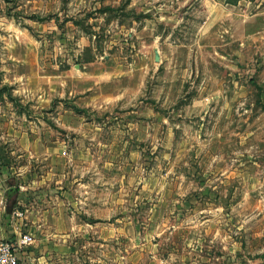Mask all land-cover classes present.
Listing matches in <instances>:
<instances>
[{
    "label": "rangeland",
    "instance_id": "rangeland-1",
    "mask_svg": "<svg viewBox=\"0 0 264 264\" xmlns=\"http://www.w3.org/2000/svg\"><path fill=\"white\" fill-rule=\"evenodd\" d=\"M206 1L0 0L9 124L84 149L62 171L8 158L26 182L50 172L64 178L52 191L84 198L72 205L90 225L73 238L74 264H264V38L243 36L239 15L209 28ZM92 60L133 73L129 92L124 77L113 84L123 101L36 106L35 67ZM56 106L81 126L58 124Z\"/></svg>",
    "mask_w": 264,
    "mask_h": 264
},
{
    "label": "crops",
    "instance_id": "crops-1",
    "mask_svg": "<svg viewBox=\"0 0 264 264\" xmlns=\"http://www.w3.org/2000/svg\"><path fill=\"white\" fill-rule=\"evenodd\" d=\"M207 5L208 15L204 23L208 27H214L223 20H229L235 16H241L240 22L243 28L242 35L250 37L258 34L264 38V3L253 4L250 0H239L237 3H228L225 0H209ZM256 7V11L252 9ZM240 11V12H238ZM243 17V18H242ZM258 22L257 30H248L249 21ZM253 21V22H254ZM229 25L228 22L225 23ZM232 29V28H231ZM230 29L229 35L233 36ZM228 36V35H226ZM85 43H83V46ZM82 46V45H81ZM37 75L36 90L38 91L39 104L43 106L50 101L52 96L73 97L70 103L76 106H105L104 103L123 101L121 92H129L132 88L133 73L130 70L117 72L113 68H107L98 60L72 64L64 69L46 70L43 66L35 67ZM136 72V71H135ZM26 78V75L24 76ZM23 77V78H24ZM124 77L125 85L122 90L115 93V81ZM31 80V75H27ZM36 82V81H35ZM114 84V85H113ZM74 107V106H73ZM56 106V122L67 131L81 126L82 118L77 116L72 107L63 108ZM10 117L3 106L0 108V239L16 240L17 232L11 225L10 208L18 206L24 211L27 228L34 236V241L21 248L18 256L23 264H74L71 260L76 248L75 235L83 234V229L88 230L89 222L85 218H79L78 213H84L73 209V203L84 202V198L77 199L71 193L58 194L52 191V186L63 182L64 178L55 179L52 184L49 178L50 172L43 175L34 173L32 182H26L23 166L13 167L8 163L9 154L15 155L13 159L20 158L29 153L33 155L37 165L43 160L50 162V169L62 171V165L71 163L73 154L84 153L82 147L69 148L63 141L55 138L48 131L27 132L26 130L11 127ZM81 134L89 132L81 128ZM51 174L54 175L52 172ZM63 176V174H62ZM17 187L13 197L9 196V187ZM26 188H29L26 191ZM82 193V197H84ZM76 199V200H75ZM75 200V201H74ZM26 203V208L23 204ZM73 205V206H72ZM84 206L81 205V208ZM86 217V216H84Z\"/></svg>",
    "mask_w": 264,
    "mask_h": 264
},
{
    "label": "built area",
    "instance_id": "built-area-1",
    "mask_svg": "<svg viewBox=\"0 0 264 264\" xmlns=\"http://www.w3.org/2000/svg\"><path fill=\"white\" fill-rule=\"evenodd\" d=\"M11 225L17 232V238L14 241L0 239V264H23L18 251L34 241L33 234L26 230L24 211L19 208L11 210Z\"/></svg>",
    "mask_w": 264,
    "mask_h": 264
},
{
    "label": "water",
    "instance_id": "water-1",
    "mask_svg": "<svg viewBox=\"0 0 264 264\" xmlns=\"http://www.w3.org/2000/svg\"><path fill=\"white\" fill-rule=\"evenodd\" d=\"M154 59H155V61L159 60V53H158L157 50H155ZM14 191H16V189L14 187H12V188L7 190V193H8L9 196H11Z\"/></svg>",
    "mask_w": 264,
    "mask_h": 264
},
{
    "label": "trees",
    "instance_id": "trees-1",
    "mask_svg": "<svg viewBox=\"0 0 264 264\" xmlns=\"http://www.w3.org/2000/svg\"><path fill=\"white\" fill-rule=\"evenodd\" d=\"M234 3V2H233Z\"/></svg>",
    "mask_w": 264,
    "mask_h": 264
}]
</instances>
